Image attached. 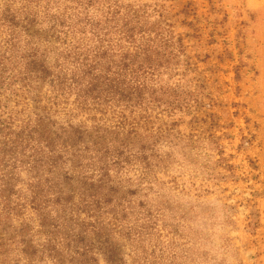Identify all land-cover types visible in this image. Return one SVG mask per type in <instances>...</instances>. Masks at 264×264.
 <instances>
[{
    "label": "rangeland",
    "instance_id": "obj_1",
    "mask_svg": "<svg viewBox=\"0 0 264 264\" xmlns=\"http://www.w3.org/2000/svg\"><path fill=\"white\" fill-rule=\"evenodd\" d=\"M121 2L154 28V51L168 60L155 82L174 85L182 104L173 113L155 102L147 114L127 112L138 125L130 134L114 127L117 114L80 110L71 94L47 124V148L32 116L33 143L44 148L28 147L23 158L18 149L22 161L4 179L24 202L36 197L49 205L38 216L27 208L36 220L28 226L11 221L6 228L28 227L32 264H77L66 241L52 252L43 245L42 231L72 239L71 247L66 234L94 221L83 212L85 225H78L71 214L73 204L85 210L86 203L103 225L84 240L95 244L99 264L106 262L97 240L106 237L121 264H264V0ZM7 156L0 148V160Z\"/></svg>",
    "mask_w": 264,
    "mask_h": 264
},
{
    "label": "trees",
    "instance_id": "obj_2",
    "mask_svg": "<svg viewBox=\"0 0 264 264\" xmlns=\"http://www.w3.org/2000/svg\"><path fill=\"white\" fill-rule=\"evenodd\" d=\"M134 6H124L121 0H0V148L9 157L6 162L0 160V264L9 259L12 264L22 259L32 264L31 242L24 237L28 227H19L12 233L6 224L16 221L28 226L35 218L25 210L31 208L38 216L39 206L48 204L36 197L24 202V197L9 188L4 179L10 175L14 178L9 169L14 170L16 162L22 161L14 157L18 149H22L23 158L28 147L33 151L39 146L44 148L40 142L33 143L32 116L36 117L37 128L46 135L47 148L51 145L47 124L66 107L63 105L71 94L76 96L80 110L117 114L119 120L114 127L128 128L130 134L138 133V125L128 119L153 111L154 102L170 107L168 112L172 113V109L182 104L176 103L183 98L178 97L174 85L163 88L160 82H155L158 68H164L168 60L154 51V28L140 22L141 16ZM156 54L161 57L156 58ZM44 84L46 91L42 89ZM167 98L174 100L168 102ZM104 105L108 107L103 108ZM75 131L82 132L80 128ZM73 205L71 214H78L75 217L79 218L78 225H85V220L80 218L83 212L89 221L93 217L94 221L86 224L84 232L66 234L74 238L71 247L72 239L57 240L54 232L45 230L43 245L51 247L52 252L60 250L62 241H66L67 253L80 257L77 264H99L91 252L95 244H85L84 240L86 232L97 234L98 226L102 228L100 215H90L86 203L85 210ZM43 224L41 221L39 227ZM52 227L60 228V225L52 224ZM97 242V252L103 255L106 264H121L117 245L112 240L106 237Z\"/></svg>",
    "mask_w": 264,
    "mask_h": 264
}]
</instances>
